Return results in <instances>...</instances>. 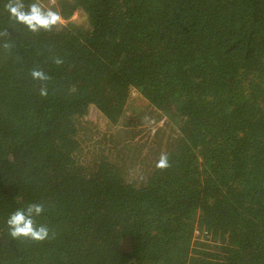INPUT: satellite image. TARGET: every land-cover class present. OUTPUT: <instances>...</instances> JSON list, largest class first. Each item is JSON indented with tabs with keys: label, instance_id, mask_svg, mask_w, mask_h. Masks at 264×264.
<instances>
[{
	"label": "trees",
	"instance_id": "trees-1",
	"mask_svg": "<svg viewBox=\"0 0 264 264\" xmlns=\"http://www.w3.org/2000/svg\"><path fill=\"white\" fill-rule=\"evenodd\" d=\"M7 3L0 264H264V0H41L35 33ZM33 202L49 238L13 240Z\"/></svg>",
	"mask_w": 264,
	"mask_h": 264
},
{
	"label": "clouds",
	"instance_id": "clouds-1",
	"mask_svg": "<svg viewBox=\"0 0 264 264\" xmlns=\"http://www.w3.org/2000/svg\"><path fill=\"white\" fill-rule=\"evenodd\" d=\"M5 9L8 11L11 20L24 25L29 31L34 33L41 30L52 31L58 26L61 20L59 12L53 10L51 7H42L39 0H35L27 9L25 8L23 0H8ZM7 35V30L0 32V36ZM3 47L9 49L11 45L5 43ZM54 63L59 65L63 63V60L61 58H55ZM30 74L34 80L41 82L39 94L42 97L47 96L48 89L45 82L50 77L40 69H33ZM155 166L157 169L170 167L167 153L160 154ZM44 208L45 205L43 203L33 202L16 209L6 220L8 235L13 240L27 239L42 242L48 239L49 228L37 222V218L41 216Z\"/></svg>",
	"mask_w": 264,
	"mask_h": 264
},
{
	"label": "rangeland",
	"instance_id": "rangeland-1",
	"mask_svg": "<svg viewBox=\"0 0 264 264\" xmlns=\"http://www.w3.org/2000/svg\"><path fill=\"white\" fill-rule=\"evenodd\" d=\"M76 17H77V13H75V14L72 16V19L74 20ZM79 18L81 19V18H82V15H79ZM94 118H95V115H92V118H91V119H94Z\"/></svg>",
	"mask_w": 264,
	"mask_h": 264
},
{
	"label": "built area",
	"instance_id": "built-area-1",
	"mask_svg": "<svg viewBox=\"0 0 264 264\" xmlns=\"http://www.w3.org/2000/svg\"><path fill=\"white\" fill-rule=\"evenodd\" d=\"M39 1H41V0H39ZM54 2H55V0H45V5H46L47 3L52 4V3H54Z\"/></svg>",
	"mask_w": 264,
	"mask_h": 264
}]
</instances>
